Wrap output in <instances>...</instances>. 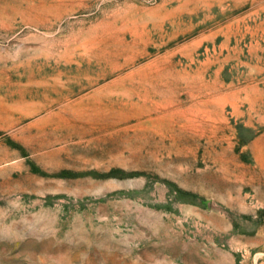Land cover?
<instances>
[{"label":"rangeland","instance_id":"374dc122","mask_svg":"<svg viewBox=\"0 0 264 264\" xmlns=\"http://www.w3.org/2000/svg\"><path fill=\"white\" fill-rule=\"evenodd\" d=\"M0 264H264V0H0Z\"/></svg>","mask_w":264,"mask_h":264}]
</instances>
